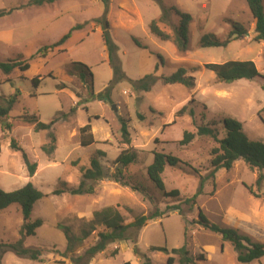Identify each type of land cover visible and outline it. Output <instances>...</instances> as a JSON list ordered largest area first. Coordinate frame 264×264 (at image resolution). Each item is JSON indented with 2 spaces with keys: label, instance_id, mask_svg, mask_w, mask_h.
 Returning a JSON list of instances; mask_svg holds the SVG:
<instances>
[{
  "label": "rangeland",
  "instance_id": "374dc122",
  "mask_svg": "<svg viewBox=\"0 0 264 264\" xmlns=\"http://www.w3.org/2000/svg\"><path fill=\"white\" fill-rule=\"evenodd\" d=\"M28 2L0 0V10L12 11L0 18V62L27 60L31 65L27 72L16 69L6 75L0 71V94L9 97L16 91L20 93L9 116L11 131L3 132L0 125V186L5 192H12L32 183L47 195L35 204L31 215L32 220L42 219L43 226L35 236L24 239L26 248L41 249L43 256L42 262H34L7 252L1 256V264H143L147 259L152 264H167L169 257L179 264V257L172 250L185 245L192 257H205L195 264H239L231 243L223 242L221 235L198 224L200 211L221 228L235 229L264 244V181L260 188L256 186L259 172L250 170L239 160L230 171L221 169L215 178L207 180L192 204L189 200L197 195L200 179L212 173L211 151L217 145L208 137H196L191 144L180 145L185 131L196 133L197 127L204 125L217 129L222 139L225 131L221 123L228 117L240 121L251 140L264 142V42H254L255 20L246 0H111L106 18L125 78L114 82L110 100L98 96L114 80L102 27L95 22L105 15L102 1L58 0L40 8H28ZM172 7L192 16L186 53L178 52L171 42L159 40L149 29L151 21ZM170 18L172 26H160L173 34L179 17L172 14ZM234 22L245 27L246 36L226 48H201L200 40L206 34L226 40ZM79 25L83 28L47 58L36 56L40 48L56 43ZM228 61H253L263 78L225 83L204 68L208 63ZM73 62L90 67L93 80L83 81L73 71ZM179 68L187 69L188 76L193 78L191 89L180 84L166 86L157 80L145 91L130 82L171 76ZM34 78L40 79L36 89L32 85ZM92 83L96 98L88 101ZM60 85L66 88L60 90ZM80 100L83 101L77 105ZM73 107L77 109L75 115L54 125L57 149L47 157L41 147L49 142V132H35L21 117L36 115L49 124ZM183 108L185 114L176 117ZM138 114L145 119L139 120ZM121 118L130 121V146L121 143ZM86 125L91 126L90 133L96 143L82 148L80 129ZM12 140L37 164L33 177L22 160V153L11 149ZM98 150L106 154L100 160L108 175L115 171V160L121 152L136 153L137 161L125 168V178L145 192L105 180L97 183L94 195L54 196V190L63 188L64 183L67 188L79 185L81 169L90 166V159ZM154 152L172 155L182 162L174 168L167 166L163 174L166 191L179 190L178 198L164 197L149 180L147 170ZM116 206L126 225L141 216L150 217L154 213L165 216L148 221L139 233L137 244L116 242L89 260L84 255L103 231L98 226L77 249L74 258L63 256L67 246L64 228L70 229L73 237H81L84 231H90L95 211ZM24 222L17 205L1 211L0 245L19 241ZM135 246L140 258L134 254ZM153 247L165 248L167 252L152 251ZM80 256L83 259L76 263ZM250 264H264V258Z\"/></svg>",
  "mask_w": 264,
  "mask_h": 264
},
{
  "label": "trees",
  "instance_id": "16d2710c",
  "mask_svg": "<svg viewBox=\"0 0 264 264\" xmlns=\"http://www.w3.org/2000/svg\"><path fill=\"white\" fill-rule=\"evenodd\" d=\"M58 0H29L26 7L40 8L46 5H53ZM105 6V15L102 19L96 20V23H100L102 27V40L105 47L109 53V63L114 70V80L110 85L98 96L103 99H111V91L113 89L114 82H118L125 78V75L121 69L120 63L116 59L117 46L113 42L109 33V23L107 21L106 15L109 10L111 0H101ZM249 10L255 20V32L256 36L254 42L260 43L264 42V4L262 0H246ZM17 8L16 10H21ZM12 11L0 10V18L10 15ZM175 14L179 17L178 26L173 28V34L166 32L161 28V24L172 26L171 16ZM192 22V16L188 13L179 11L178 9L172 7L170 9H164L162 15L153 21L149 25L151 34L156 38L164 42H171L174 44L178 52L186 53L189 47V28ZM83 25H79L72 28L67 34H65L59 41L54 44L44 46L40 48L36 56L45 59L50 52H53L56 48L65 45L72 37L73 33L81 30ZM247 35V30L245 27L239 23H232V30L229 32L226 40L221 41L213 34H206L200 40L201 48H226L228 45L240 38ZM138 43L137 41H135ZM73 71L78 72L80 78L85 81L86 79L93 80V73L90 67L83 63L73 62ZM31 68V65L26 60H10L6 62H0V71L6 75L11 74L16 69L21 72H27ZM205 70L211 71L216 74L217 78L225 83H233L239 80H254L256 78H263L259 72L255 62L253 61H228L223 64H213L208 63L204 65ZM73 74V72H72ZM160 80L163 85H176L180 84L189 89L194 86L193 78L188 76V71L185 68H179L173 75L167 77H161L157 79L155 77H146L145 79L131 83L138 85L139 89L149 91L151 87ZM32 85L34 88H38L40 85V79L34 78L32 80ZM60 90L65 89L64 85H60ZM78 98H81L77 95ZM20 98L19 91H16L12 96H4L0 94V125L3 132L11 131L12 126L9 121V116L13 112L18 100ZM96 95L93 92V83L91 84L90 97L88 101L94 100ZM83 100H80L81 104ZM87 101V102H88ZM76 107H73L68 114H61L60 117L55 118L51 123L45 124L36 115H25L21 119L29 125L34 127L35 132H49V142L43 144L41 147L43 153L47 157H51L56 151V137L52 132L54 125L60 121H66L70 117L76 114ZM186 108H183L176 117L184 115ZM194 112H191V116ZM139 120L143 121L145 117L138 114ZM130 121L121 118L120 119V135L121 143L124 145H131L132 139L129 131ZM222 126L225 131V136L221 139L219 137V132L217 129L209 126H199L197 127V132L185 131L183 139L180 141L181 146H187L191 144L196 137H208L211 138L217 145L211 151V167L212 173L207 178L200 179V188L192 199L189 201L192 204L196 203L197 196L202 193L204 184L207 180L215 178V174L223 169L230 171L234 164L242 160L250 170H257L259 172L258 179L256 181V186L261 187L264 181V142L251 140L244 132L243 124L235 118L228 117L223 119ZM91 126L86 125L80 129L81 141L80 146L82 148H87L96 143L93 135L90 133ZM11 149L22 153V160L27 167L30 177H33L37 170V164L30 161L27 153L21 149V147L16 143L15 140L11 142ZM105 152L98 150L96 155L90 159V166L88 168L81 169L82 179L76 188H67L66 184H63V188L54 190V196H61L63 194H70L72 196H82V195H94L96 192V185L99 182L109 180L116 183L117 185L124 188H131L135 192L144 193L145 191H140V188L132 186L125 178V168L133 165L137 161V155L134 152L123 151L115 160V171L108 175L106 174L103 165L101 163L100 157H105ZM154 159L152 164L148 167L147 174L149 180L155 185V187L161 192V194L166 198H178L180 196L179 190L166 191L165 183L163 180V174L167 166L177 167L182 164L180 159L167 155L163 152H154ZM249 192L255 197L251 188H247ZM47 195L43 194L38 190L32 183H28L25 186L12 191L5 192L0 186V212L8 209L10 206H19L22 216L25 222L21 228L22 238L15 243L1 244L0 245V264L2 260V255L7 252H13L19 257L28 258L34 262H42L41 258L43 256V251L41 249L26 248L24 246V239L27 237L35 236L37 230L43 226L44 221L42 219L32 220L31 215L35 204L46 198ZM119 206L116 207H105L101 210L94 212V220L89 224L90 231H84L81 237H73L71 231L68 228H64V235L67 240L66 250L64 252L65 257L72 256L77 249H79L83 242L90 237L91 232L96 231L98 226L103 227V231L98 233V241L91 248H89L84 257L91 260L97 255L104 253L108 246L116 242L131 241L134 244L138 243V237L140 231L147 224L148 221L163 219L165 213H154L150 217L141 216L138 217L133 223L126 225L123 216L118 210ZM180 212V209L177 208ZM181 214V212H180ZM198 224H200L204 229L210 230L215 234H219L222 237L223 242H229L233 246L237 253V261L239 264H250L252 262H259L264 258V244L256 243L252 241L249 237L240 234L235 229L221 228L220 226L210 222L202 211L199 212ZM133 230V234H131ZM186 236V233H185ZM152 251L167 252L165 248H151ZM134 254L141 257V254L135 246ZM172 254L179 257V264H195V261H204L205 257L200 255L198 258H194L190 255L187 246H183L179 249H173ZM117 255V254H116ZM83 256L77 257L76 263L81 261ZM176 261L173 257H169L167 264H174ZM124 264H131L126 262ZM143 264H152L150 259H147Z\"/></svg>",
  "mask_w": 264,
  "mask_h": 264
},
{
  "label": "water",
  "instance_id": "95a60500",
  "mask_svg": "<svg viewBox=\"0 0 264 264\" xmlns=\"http://www.w3.org/2000/svg\"><path fill=\"white\" fill-rule=\"evenodd\" d=\"M115 108V107H114ZM116 109V108H115Z\"/></svg>",
  "mask_w": 264,
  "mask_h": 264
}]
</instances>
